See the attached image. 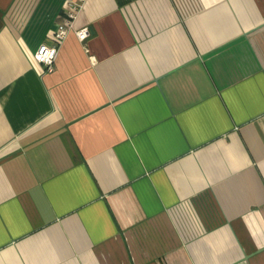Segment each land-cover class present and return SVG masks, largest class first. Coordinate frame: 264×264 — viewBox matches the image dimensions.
Instances as JSON below:
<instances>
[{"label": "crops", "instance_id": "1", "mask_svg": "<svg viewBox=\"0 0 264 264\" xmlns=\"http://www.w3.org/2000/svg\"><path fill=\"white\" fill-rule=\"evenodd\" d=\"M0 0V264H264V0Z\"/></svg>", "mask_w": 264, "mask_h": 264}, {"label": "built area", "instance_id": "2", "mask_svg": "<svg viewBox=\"0 0 264 264\" xmlns=\"http://www.w3.org/2000/svg\"><path fill=\"white\" fill-rule=\"evenodd\" d=\"M80 5L75 0H68L65 4L64 14L57 28L51 32L50 37L54 44H41L34 54V60L43 64L47 72L54 70L55 62L58 56L59 47L71 30H74V22L79 12ZM81 41L91 36V28L88 26L74 30Z\"/></svg>", "mask_w": 264, "mask_h": 264}]
</instances>
